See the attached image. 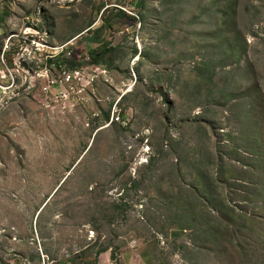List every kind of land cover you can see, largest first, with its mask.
Masks as SVG:
<instances>
[{"label":"rangeland","instance_id":"obj_1","mask_svg":"<svg viewBox=\"0 0 264 264\" xmlns=\"http://www.w3.org/2000/svg\"><path fill=\"white\" fill-rule=\"evenodd\" d=\"M33 24L112 51L68 113L0 65V264H264V0H0L11 67Z\"/></svg>","mask_w":264,"mask_h":264},{"label":"built area","instance_id":"obj_2","mask_svg":"<svg viewBox=\"0 0 264 264\" xmlns=\"http://www.w3.org/2000/svg\"><path fill=\"white\" fill-rule=\"evenodd\" d=\"M37 27L38 25L33 24L32 28L22 34L21 40L20 36L12 34L4 41L5 52L9 53L13 51L14 48L22 50L23 54L28 55V60L17 61V64L15 63L17 67H11L12 64L9 63L7 57L1 55L0 65H2L5 70L3 73L6 78H13L15 73L22 70L25 72V66L29 63L31 64L32 61L36 62L40 60L41 57H45L46 62L52 61L53 65L51 66L47 64L44 69H40L39 67L38 70H42V72H36L32 76L33 80L32 77L25 78L24 86L29 83L30 89H39L41 97L44 98V102L50 101V104L46 108L47 110L62 109L63 113H68L65 110L72 111L75 109V105L73 104H79L89 89L95 86L100 70L87 71L84 69L87 66H81V68L74 71L62 73L64 67H59L57 65L58 56L55 54L57 50L51 47L47 41L50 38L49 30L45 29L43 33H40L36 30ZM38 51H40L39 57L32 60V55ZM46 51L51 52H48L47 55H43ZM29 69H31V67ZM105 73L106 72H103V74ZM11 86L16 88L17 83L15 80H13Z\"/></svg>","mask_w":264,"mask_h":264},{"label":"trees","instance_id":"obj_3","mask_svg":"<svg viewBox=\"0 0 264 264\" xmlns=\"http://www.w3.org/2000/svg\"><path fill=\"white\" fill-rule=\"evenodd\" d=\"M117 17H119V19L121 20V19L124 18V14L122 12H120L119 14H117ZM132 20H134V19H132ZM97 38H95V41H94V38H91V40L96 44V39ZM98 40H99V38H98ZM110 51H112V50H109L107 48H104L103 50H93V51H91L90 54H88L89 57H90L91 63H88V65H86V66L87 67H91V66L92 67H96L97 65L101 64L103 58H105V56L107 54H109ZM48 63H49L50 66L53 65V62L52 61H49ZM57 65L59 67H64L66 64L65 63L58 62ZM82 65H85V64H82ZM76 66H78V64H76L74 66H71L70 65L71 68H74ZM100 253H102V252H100ZM67 262H69V261H67ZM94 264H97V258L94 260Z\"/></svg>","mask_w":264,"mask_h":264},{"label":"crops","instance_id":"obj_4","mask_svg":"<svg viewBox=\"0 0 264 264\" xmlns=\"http://www.w3.org/2000/svg\"><path fill=\"white\" fill-rule=\"evenodd\" d=\"M43 30H44V29H43ZM79 36L81 37V35H78L77 37H73V39H77Z\"/></svg>","mask_w":264,"mask_h":264},{"label":"water","instance_id":"obj_5","mask_svg":"<svg viewBox=\"0 0 264 264\" xmlns=\"http://www.w3.org/2000/svg\"><path fill=\"white\" fill-rule=\"evenodd\" d=\"M55 3H57V2H55ZM40 16H41V14H40ZM46 30H48V29L46 28Z\"/></svg>","mask_w":264,"mask_h":264},{"label":"bare ground","instance_id":"obj_6","mask_svg":"<svg viewBox=\"0 0 264 264\" xmlns=\"http://www.w3.org/2000/svg\"><path fill=\"white\" fill-rule=\"evenodd\" d=\"M63 72H65V71H63Z\"/></svg>","mask_w":264,"mask_h":264},{"label":"clouds","instance_id":"obj_7","mask_svg":"<svg viewBox=\"0 0 264 264\" xmlns=\"http://www.w3.org/2000/svg\"><path fill=\"white\" fill-rule=\"evenodd\" d=\"M40 15V14H39Z\"/></svg>","mask_w":264,"mask_h":264}]
</instances>
